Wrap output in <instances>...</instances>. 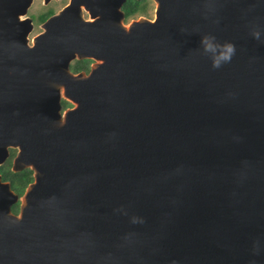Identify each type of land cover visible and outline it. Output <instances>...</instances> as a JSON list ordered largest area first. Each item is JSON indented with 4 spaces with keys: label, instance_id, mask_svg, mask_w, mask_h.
Here are the masks:
<instances>
[{
    "label": "water",
    "instance_id": "95a60500",
    "mask_svg": "<svg viewBox=\"0 0 264 264\" xmlns=\"http://www.w3.org/2000/svg\"><path fill=\"white\" fill-rule=\"evenodd\" d=\"M124 1L70 0L27 44L32 0H0V162L17 145L34 176L18 213L0 176V264H264V0H155L128 24Z\"/></svg>",
    "mask_w": 264,
    "mask_h": 264
},
{
    "label": "flooded vegetation",
    "instance_id": "af4514ba",
    "mask_svg": "<svg viewBox=\"0 0 264 264\" xmlns=\"http://www.w3.org/2000/svg\"><path fill=\"white\" fill-rule=\"evenodd\" d=\"M70 0H67L66 3H64L61 7L59 8H55L53 6H50V5H46V7L36 13H30V14H27V12L25 14H19V21L15 22V29H21L22 26L26 27L27 26V22L24 21L22 22L23 19H25L27 16H30L32 18V27H31V30L27 33L26 37H27V44H32V39L34 36H36L37 34H39L42 30H43V27H42V22L47 18L49 17L50 15L52 14H55V13H58V11L63 8L65 5H67L69 3ZM126 1V0H125ZM125 1L123 2L122 6H121V9L123 10V13H124V17H123V23L125 24H128L130 21L132 20H135V19H139L141 17H144L146 19H153L154 18V15H155V8H156V2L155 0H137L135 6L137 7V10L126 17L125 15V9H126V5H125ZM44 2V0H43ZM48 2H44V4H47ZM52 9L51 13L47 15V17L42 20V21H37V14L41 11H44L46 9ZM140 8V9H139ZM10 12H7L6 15H10L9 14ZM82 18L84 20H89V21H93L94 18L91 16V14L85 10L84 8L82 9ZM38 25L41 29L39 30V32H37L34 36H32L31 38H29V33L32 31V29ZM95 62H100V59H97L93 56H85V57H74L73 59L70 60L69 62V68L71 70L72 73L76 74V73H80V72H84V73H88L91 69V66L93 63ZM5 64H6V61H3L2 62V59H0V82H3V81H6V79L8 78H11L12 77V70L10 68H6L5 67ZM2 93V92H0ZM17 92H14L13 94H16ZM60 112H61V115H62V119H63V114L64 112L67 110V109H71V108H74L76 106V102L70 98V96H68L67 94H64L61 92L60 94ZM18 146L17 145H8L7 146V155L5 156V158L0 162V176H1V179L3 180L2 178V172L4 169L8 168L14 172H18V171H21L23 169H30L31 172H32V176H33V169L28 166V165H25V166H22L21 168L19 169H13V160L18 152ZM34 179V176L33 178L31 179V181ZM9 181V180H7ZM29 181V182H31ZM28 182V183H29ZM10 183V182H9ZM28 183L26 184V186L28 185ZM11 186V185H10ZM26 186L24 187L23 191L21 193H18L17 191H15L19 198L17 199V201H15L12 205H11V210L14 212V213H18L19 212V208H20V196L24 193L25 191V188ZM17 204V210H14V207L13 205H16Z\"/></svg>",
    "mask_w": 264,
    "mask_h": 264
},
{
    "label": "trees",
    "instance_id": "16d2710c",
    "mask_svg": "<svg viewBox=\"0 0 264 264\" xmlns=\"http://www.w3.org/2000/svg\"><path fill=\"white\" fill-rule=\"evenodd\" d=\"M137 0H126L125 5V15L126 17L133 14L136 10L137 7L135 6ZM140 9V8H139ZM52 9L48 8L44 11H41L37 14L36 18L37 21H42L44 20L48 14H50ZM2 178L3 180H9L11 188L18 193H21L26 186V184L31 181L33 178L32 172L30 169H23L18 172H14L8 168L4 169L2 172ZM14 210H17V204L13 205Z\"/></svg>",
    "mask_w": 264,
    "mask_h": 264
},
{
    "label": "clouds",
    "instance_id": "9594fccd",
    "mask_svg": "<svg viewBox=\"0 0 264 264\" xmlns=\"http://www.w3.org/2000/svg\"><path fill=\"white\" fill-rule=\"evenodd\" d=\"M256 38H259V36L257 35ZM214 38H210V37H204L202 38L201 43L204 46V50L205 52H215V46L210 42L211 40H213ZM224 51L220 53L219 56H213L212 57V66L214 68H219L221 67L222 63H226V62H230L232 56L235 54V47L232 44H225L223 46Z\"/></svg>",
    "mask_w": 264,
    "mask_h": 264
},
{
    "label": "rangeland",
    "instance_id": "374dc122",
    "mask_svg": "<svg viewBox=\"0 0 264 264\" xmlns=\"http://www.w3.org/2000/svg\"><path fill=\"white\" fill-rule=\"evenodd\" d=\"M67 0H49L47 4H44L43 0H32L31 4L27 8V14L36 13L46 7V5L53 6L55 8L61 7ZM41 28L36 25L32 31L29 33V38L34 36L37 32H39Z\"/></svg>",
    "mask_w": 264,
    "mask_h": 264
}]
</instances>
